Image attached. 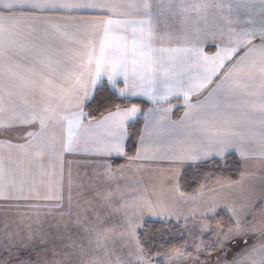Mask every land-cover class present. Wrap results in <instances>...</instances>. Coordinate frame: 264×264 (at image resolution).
Here are the masks:
<instances>
[{
    "label": "snow or ice",
    "instance_id": "obj_1",
    "mask_svg": "<svg viewBox=\"0 0 264 264\" xmlns=\"http://www.w3.org/2000/svg\"><path fill=\"white\" fill-rule=\"evenodd\" d=\"M212 7L220 14L209 21L206 13ZM193 16L195 31H187ZM177 17L185 30L175 27ZM217 36L226 40L224 46L216 43ZM257 37L260 42L252 43ZM206 43L215 44L217 51L207 53ZM121 80L124 87H119ZM105 81L128 103L143 96L153 107L144 111L131 103L91 118L85 105L100 99ZM192 95L198 97L195 103ZM180 96L187 111L177 124L169 113L172 98ZM141 116L144 126L135 159L151 151L153 159L199 167L234 150L244 158L258 156L264 173V0H0V129L39 125V131L27 133L26 143L0 142L9 149L7 157L0 155V199H29L6 194L22 193L34 181L45 150L56 156L81 151L96 157L125 156L128 127ZM185 121H194V126ZM57 128L59 135L33 154L32 141ZM176 171L179 191L180 168ZM103 175L112 178L110 165ZM261 182L264 186V174ZM136 199L117 188L100 203L102 208L125 209L119 226L136 240V258L117 256L115 264H153L136 236L144 226L135 222ZM143 206L152 209L149 200ZM209 208L215 219L216 206ZM225 210L231 226L215 230V239L198 249V255L209 248L225 250L227 241L249 234L248 209ZM109 225L118 226L111 213L88 230L92 239L87 249L66 253L68 264H112L105 235L112 230ZM205 231H213L210 224L201 228V235ZM182 256L177 253L175 259ZM230 264H264V229L260 242L247 246Z\"/></svg>",
    "mask_w": 264,
    "mask_h": 264
},
{
    "label": "crops",
    "instance_id": "obj_2",
    "mask_svg": "<svg viewBox=\"0 0 264 264\" xmlns=\"http://www.w3.org/2000/svg\"><path fill=\"white\" fill-rule=\"evenodd\" d=\"M256 2L258 3V0H256ZM219 14L220 9L215 7L210 8L206 13L209 21H211L214 16ZM55 19L62 21L63 18L56 17ZM181 19V17H177L175 19V27L180 30H185L184 24L181 23ZM194 21L195 17L193 16L188 21V23L192 26L188 27L186 29L187 31H195ZM201 26H203V22H201ZM215 39L216 43L224 46L226 40L222 41L221 37L219 36H217ZM259 42L260 41L258 37L252 41L254 44H258ZM173 46H175V42L173 43ZM205 51L209 54H213L217 51V47L215 44L206 43ZM243 52L244 49H241L239 54L243 55ZM119 84L121 87H124L122 80ZM214 86V83L209 84L208 88H212ZM206 92L207 89L201 92L199 94L200 97H203ZM132 99L143 100L151 103L147 97L143 96L133 97ZM197 99V95H192L190 97V100L193 103H195ZM172 101L175 102L170 105L172 111L169 113V118L171 121L179 124L184 120V114L185 111H187L185 102L183 96H180L178 99L172 98ZM167 106L169 105H166V107ZM177 107H180L181 109L178 116L174 117L173 112ZM148 109H145L144 111H147ZM185 123L193 124L194 126V121H185ZM143 126L144 120L142 117V123L136 142L135 152L131 157L133 159H125L120 166L113 167L111 165V161H118L122 158L124 159V156H113L111 158L96 157L82 151L65 152L60 156H56L45 150L44 155L41 158L43 160V168L38 169L39 174L35 177L34 181L31 182L30 185L25 184L23 186L22 193L17 191L6 194L11 197L24 195L29 197V199H0V229L3 231V237L5 241H7L8 245H16L20 247V253L25 255L27 253L31 254L32 252L36 254V252H39V247H50L58 244L59 236H65V234L59 235L61 228H64L65 231L68 229L75 230L71 223L72 220L84 221V224L90 223L88 224V226L91 225L90 228H86V226L85 228H81L84 231L81 234L83 239L90 237L88 230L97 223L98 219L102 218L108 213H111L114 224H122L125 209L121 208L119 211H115L114 209L116 208V205H113L111 208H102L100 207V203H102L103 197L108 191H112L117 188L125 191L129 196L133 194L131 187L135 183V180H137L138 174L133 175L129 173L125 175L124 171L128 166H132L133 168L139 164L148 166L149 168L161 166L165 169H169L171 174L174 172V176L172 175L173 177H176V170L178 168H180L181 173V171L188 165H184L183 168H181L179 164H171L164 159H153L151 158L153 155L151 151H149L147 154L142 153L141 159H135L137 149L139 147V138L143 131ZM37 131H39L38 123L34 125L17 124L11 128L0 129V142H4L5 144H7V142H11L12 144H23L29 139L27 136L28 132ZM53 135H59L58 128L49 129L45 136L34 139L32 141L33 154H35V152H37L43 145L49 143L52 140ZM176 139L178 140L179 138ZM175 142L176 140H174V143ZM8 153L9 149L7 147H0V155L7 157ZM228 154L236 155L239 163L243 161L254 165L261 164V160L258 156L244 158L234 150H229L224 156ZM145 155H147L149 158H143ZM21 158L26 159L25 157ZM108 165L111 166L112 178L105 180L103 174L105 172V168ZM149 168H141V170L147 171ZM126 184L129 185L127 189L125 188ZM136 190V204L139 205L136 212H138L140 205L143 209H146L147 207H144L143 203L139 201L140 198L138 200V192H140L142 189L137 188ZM141 192H143V194L147 193L145 188ZM37 196L51 197V199H36ZM58 196L60 199H56ZM69 197H71V203L69 202ZM115 198L119 199V195H117ZM129 204L132 205V202L129 201ZM28 205H37V207H29ZM98 212L100 213L99 217L97 216ZM15 216H18L17 220H15ZM137 219L139 223L141 221L140 214L138 215ZM143 221L144 220H142V223ZM76 229L79 228L76 227ZM109 235H113V232H110ZM0 243H2V240ZM86 243H88V241ZM40 252H42V250H40Z\"/></svg>",
    "mask_w": 264,
    "mask_h": 264
},
{
    "label": "rangeland",
    "instance_id": "obj_3",
    "mask_svg": "<svg viewBox=\"0 0 264 264\" xmlns=\"http://www.w3.org/2000/svg\"><path fill=\"white\" fill-rule=\"evenodd\" d=\"M240 164L241 170L235 181H228L215 176L210 183L201 186L196 193L187 196L181 195V192L176 190L174 172L171 174L169 169L161 166L149 168L140 164L136 165L135 168L132 166L125 168V175L129 173L138 174L137 180L132 187L130 186L132 193L136 195L137 188L142 190L145 188L147 193L143 194L140 190L138 200L140 198L139 201L143 203L146 199L152 203L151 210L143 209L140 205L138 212H135V222L138 223L137 218L140 214L141 221L139 223L141 224L148 220L167 221L179 224L182 230L184 239L182 249L154 257L153 264H169V258H173L171 264H230L247 246L260 242L261 230L264 229V200H261V194L264 191L261 175L264 173H262L261 164L254 165L243 161ZM222 167H224L223 163ZM141 168L149 169L142 171ZM209 204L216 206L215 219L211 218L212 212ZM225 206L235 207L238 210L241 207L248 209L249 215L246 219L249 234L237 236L234 241H227L225 250L209 248L207 252L198 255V249H203L204 245L210 244L215 239V230L224 229L227 231V227L231 226L230 214L225 210ZM203 212H208V217H202L201 213ZM17 219L18 216H15V220ZM142 220H144L143 223ZM71 223L75 230L68 229L65 231L64 228H61L59 235L65 234V236H59L57 245L42 246L39 247V252L36 254L32 252L26 255L20 253V247L8 245L3 237V231L0 229L2 240L0 243V264H27L28 261H31V264H53L54 261L68 264L69 258L66 257V253H79L81 246L87 249L89 240L92 239L90 233L89 238L83 239L81 237L84 232L81 228H85V226L90 228L91 225L88 226L90 223L84 224V221L77 220H72ZM209 224L213 231H205L201 235V228H207ZM115 225L118 226L115 228L109 225L111 229H115L105 233L108 238L110 237L107 251L112 264H115L117 256L130 255L132 259H135L136 240L132 238L125 227L119 226L122 224ZM140 230L136 233L137 237ZM110 232H113V235H109ZM113 238L114 243L112 242ZM245 240L248 242L247 246L244 243ZM87 241L88 243H86ZM177 253H183V256L175 259ZM91 258L93 257H88V259Z\"/></svg>",
    "mask_w": 264,
    "mask_h": 264
},
{
    "label": "trees",
    "instance_id": "obj_4",
    "mask_svg": "<svg viewBox=\"0 0 264 264\" xmlns=\"http://www.w3.org/2000/svg\"><path fill=\"white\" fill-rule=\"evenodd\" d=\"M105 85V90L100 95V99L97 102L85 105L84 110L90 114L91 118H100L102 113L106 114L108 110H114L116 106L127 107L131 106V103L137 104L142 110L153 107L152 103L138 99H132L131 103H128L118 93L112 90L110 86H107L106 81ZM119 87H121L120 84ZM174 102L171 101V104ZM180 109V107L174 109V117L178 116ZM141 123L142 116L138 117L128 127V138L125 143L126 155L124 159L111 161L113 167L120 166L125 159H129V157L134 155ZM222 163L224 167H222ZM240 170L241 164L234 154H228L222 158H214L201 164L199 167L195 165L191 167L187 166L180 173L179 191L185 195H192L201 186L210 183L215 176L228 181H235ZM138 239L141 247L150 251L153 258L165 255L173 250H180L184 244L182 230L179 224L158 220H148L144 223V226L138 233ZM157 261L159 262V260Z\"/></svg>",
    "mask_w": 264,
    "mask_h": 264
}]
</instances>
